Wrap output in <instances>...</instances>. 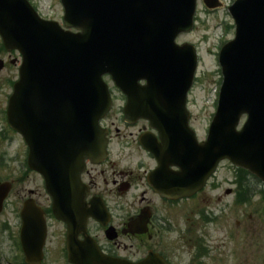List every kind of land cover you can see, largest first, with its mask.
<instances>
[{
  "label": "water",
  "instance_id": "1",
  "mask_svg": "<svg viewBox=\"0 0 264 264\" xmlns=\"http://www.w3.org/2000/svg\"><path fill=\"white\" fill-rule=\"evenodd\" d=\"M60 1L64 29L40 19L26 0H0L2 45L21 56L7 122L28 146L29 168L38 170L43 162L54 173L79 166L85 158L103 159L106 142L98 122L111 107L102 81L108 75L126 96L139 80L147 83L131 95L148 98L138 110L162 141L158 147H146L160 164V192L193 195L224 160L264 182V0H237L228 9L234 39L219 53L222 85L202 143L190 130L186 111L196 51L191 45L175 44L178 35L192 30L196 1ZM242 116L246 121L237 131ZM37 154H43L39 161ZM168 166L179 171L168 176L164 172ZM9 191V184H0V212ZM23 213L25 263L40 264L44 232L39 234L32 225L27 205ZM56 217L69 224L70 215L56 213ZM67 250L71 264H126L102 256L89 242H68ZM140 264L165 263L149 259Z\"/></svg>",
  "mask_w": 264,
  "mask_h": 264
},
{
  "label": "flooded vegetation",
  "instance_id": "2",
  "mask_svg": "<svg viewBox=\"0 0 264 264\" xmlns=\"http://www.w3.org/2000/svg\"><path fill=\"white\" fill-rule=\"evenodd\" d=\"M204 1L222 5L221 0H197ZM128 100L119 94V112L113 118L112 107L100 122L107 139L102 162L84 161L76 176V169H60L66 179L46 185L38 172L27 168L25 159L22 174L11 182L12 187L23 186L24 190L9 194L18 199V242L21 213L29 204V217L37 226H45L44 258L49 239H53L56 254L67 261L70 233L76 244L90 238L106 257L129 263L157 257L166 264H264V195H200L205 189L184 197L162 195L154 178L158 162L143 148L151 142L161 143L159 135L139 118V112L129 110L126 121L123 107ZM191 122L189 113L190 126ZM166 170L178 171L175 167ZM27 184L28 190L24 187ZM63 197L70 227L54 213V198ZM226 197L231 201L225 202ZM230 207L239 212L238 235L224 234V216L227 214V219L231 214Z\"/></svg>",
  "mask_w": 264,
  "mask_h": 264
},
{
  "label": "rangeland",
  "instance_id": "3",
  "mask_svg": "<svg viewBox=\"0 0 264 264\" xmlns=\"http://www.w3.org/2000/svg\"><path fill=\"white\" fill-rule=\"evenodd\" d=\"M222 7L209 11L203 4L197 3L194 28L190 34L181 35L176 40L177 44L188 43L196 48L198 55V67L195 74L194 85L189 94L188 111L191 114V127L196 133L198 140L205 138L208 125L215 112V91L221 84V73L218 65L220 48L233 39L234 26L227 12L231 0H221ZM30 5L37 11L42 19L54 20L61 23L62 8L59 0H28ZM1 47V41H0ZM16 64L11 65V61ZM0 61L4 68L0 70V183L13 182L19 174H22L25 165L23 157V141L7 126L4 111L7 99L11 94V85L17 80L16 53L7 54L0 49ZM115 99L112 117L118 113L121 102L119 93L114 90L109 79H105ZM114 118V117H113ZM242 117L240 126L244 123ZM22 171V172H21ZM237 173L228 164L223 162L218 166L214 176L209 181L204 192L200 195H236L235 179ZM248 185L253 195L264 190L263 185L257 180L249 178ZM30 188L28 184L24 186ZM24 190L22 187L12 188V191ZM230 202L231 198H224ZM224 202V203H225ZM18 206L17 195H9L0 214V264H22L21 254L17 244V218L15 208ZM238 208V207H237ZM231 212L227 219L224 216V234L238 235L240 227L236 225L239 219L238 209L229 208ZM238 215V216H237ZM238 238H242L241 235ZM56 243L49 239L46 247V257L43 264H66L64 259L56 254Z\"/></svg>",
  "mask_w": 264,
  "mask_h": 264
},
{
  "label": "trees",
  "instance_id": "4",
  "mask_svg": "<svg viewBox=\"0 0 264 264\" xmlns=\"http://www.w3.org/2000/svg\"><path fill=\"white\" fill-rule=\"evenodd\" d=\"M0 49L2 50V47H0ZM240 172H243V171H240ZM238 195H245L247 190H245V188H242V186L240 184H238Z\"/></svg>",
  "mask_w": 264,
  "mask_h": 264
}]
</instances>
